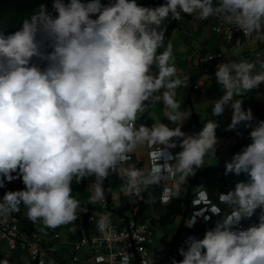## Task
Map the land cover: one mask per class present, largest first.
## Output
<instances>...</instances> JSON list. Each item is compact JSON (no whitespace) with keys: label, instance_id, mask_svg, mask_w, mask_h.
I'll list each match as a JSON object with an SVG mask.
<instances>
[{"label":"clouds","instance_id":"9594fccd","mask_svg":"<svg viewBox=\"0 0 264 264\" xmlns=\"http://www.w3.org/2000/svg\"><path fill=\"white\" fill-rule=\"evenodd\" d=\"M182 15L215 18L264 44V0H165L155 7L137 0H53L52 12L41 4L18 30L7 35L0 30V188L18 178L25 185L5 192L0 215L23 205L31 221L42 222L41 230L71 224L81 207L73 181L95 178L88 199L94 205L104 201V182L116 173L129 194L179 174L166 203L206 156H215L214 119L199 132L182 131L189 116L180 110L176 90L187 87L190 77L178 75L173 44L165 42V22ZM215 78L223 93L211 106L212 117L231 108L229 128L250 129L251 142L225 163L224 174L246 179L220 193L231 214L203 238L188 236L178 249L183 259L172 264H264V120L253 124L251 109L236 98L264 83V63L257 71L250 60L229 58L217 64ZM157 104L176 127L158 119L150 127L137 123ZM145 145L153 149L147 172L128 163L129 154ZM178 146L179 152L160 162L166 150ZM254 215L258 223L239 227ZM195 223L192 218L185 226ZM110 226L108 214L97 221L101 233ZM130 259L124 254L120 264ZM144 264H154L153 258Z\"/></svg>","mask_w":264,"mask_h":264},{"label":"crops","instance_id":"0c3cea01","mask_svg":"<svg viewBox=\"0 0 264 264\" xmlns=\"http://www.w3.org/2000/svg\"><path fill=\"white\" fill-rule=\"evenodd\" d=\"M215 18H209L207 20H199L195 15L187 17L182 15L179 19L178 26L173 30L170 41L173 44V54L175 58V66L178 70V75L182 78L187 75L190 77V82L195 80L202 81L201 88L199 90H193L190 86L179 87L176 90V99L181 104V111L188 113L189 119L185 121L182 131L191 134L196 132L197 123H203L206 119H214L218 124L216 129V136L218 144L216 146L215 156H206L202 165L203 169L214 168V171L206 176H202L199 183L192 187V205L193 199L196 196V192L200 189H205L209 193L210 197L217 202L223 209L222 213L215 216L214 220L207 225L198 226L195 229L194 235L197 238H203L206 230H209L215 226V223L222 217L231 214L232 207L220 200V193L227 192L234 188L237 181L246 179V176H236L234 174L225 175V163L231 161L234 154L240 152L244 146L251 141L248 137L250 131L249 128L238 126L236 129H230L229 125L232 120V109L226 108L225 112L221 116L212 117L211 106L218 99L222 93L223 88L216 82L215 71L216 66L219 63L227 62L231 59H244L250 60L257 65V71L260 70V64L264 63V44H258L251 39H245L241 45H237L233 42L224 40L219 36L212 28ZM163 51V49H161ZM222 53L220 58L208 59L209 54ZM242 101V108L244 110L251 109L254 116L252 121L255 124L257 121L264 120V83L260 84L257 88L242 92L241 96L236 97ZM141 118L138 119V124H145L151 126L154 123L153 119L161 120L165 124H169L164 115V109L162 104H157L153 107H149L141 114ZM206 123V122H205ZM170 127H176V125L169 124ZM201 126L200 130L203 128ZM180 147L165 151V159L168 160V153L179 152ZM151 148L148 146L138 147L134 152L130 153L129 164L135 165L137 168L147 172L151 168ZM16 175V173H13ZM194 177V176H193ZM189 176L182 184H180L179 195L183 196L188 190L190 179ZM179 180V174L175 177V180L162 181L160 184L151 185L139 192V194L150 195L151 204L148 207L145 215L152 218L155 224V242L149 246V254L147 258L151 260L153 258L154 263L165 258L171 243L176 239L185 227V223L188 219V212L184 223L183 229L178 233L179 227L182 221V214H174L166 224L160 222L161 215L168 209V206L161 204V195L164 187L171 186L174 188L175 181ZM95 182L94 177L87 178L83 183L76 184L73 181V196L79 200L82 206L79 211L83 209L90 210L91 213H99L104 208L105 199L102 202H98L94 205L88 203L89 197L93 194V185ZM23 190L25 185L22 183V179H15L11 182L5 180V187L0 188L1 191L8 189ZM109 188L112 193L113 201L118 204L123 195H129V193L123 191V181L118 173L110 175ZM176 196H174L175 198ZM259 209L257 210V214ZM20 220L24 227L34 228L38 234L44 238L45 241L50 240V234L48 229L41 230L43 224L33 222L27 217L26 208L20 206ZM252 223H258L257 215H254L251 219L242 220L239 227L247 228ZM170 224H174L172 230L169 229ZM70 225H74V222L68 225H62L60 228L63 233H68L67 239H62L57 242V258L61 261H68L75 252L74 245L79 239V233L77 231H67ZM177 234V236H176ZM3 247V246H2ZM14 259L22 264H28L26 252L23 250H17L10 254ZM88 257L90 253H86Z\"/></svg>","mask_w":264,"mask_h":264},{"label":"built area","instance_id":"2783aa9c","mask_svg":"<svg viewBox=\"0 0 264 264\" xmlns=\"http://www.w3.org/2000/svg\"><path fill=\"white\" fill-rule=\"evenodd\" d=\"M212 28L226 41L237 44V39H240L241 43L237 45H241L246 39L242 32L231 29L230 26L217 19L212 24ZM221 56L222 53L218 52L209 54L207 58L213 60ZM201 85L202 81L195 80L189 81L188 86L193 90H199ZM152 162L151 157V166ZM160 162H167L164 154ZM167 189H173V187L166 186L162 191L161 204L164 206H169L174 199L172 196L168 202H163V198L169 195ZM7 191L13 190L9 188L6 191H1L0 199ZM193 206L187 221L194 218L196 221L194 226L191 228L185 226L180 235L171 243L165 258L154 264H172L173 259L182 260L183 257L179 255L178 249L183 245L184 240L188 236H195V229L198 226L209 224L215 216L223 211L222 207L210 197L205 189L196 192ZM19 213L20 210L0 215V252L11 256L12 252L21 249L26 252L28 264H41V262L43 264H120L122 256L129 253L131 254L130 264H143L148 257L149 246L155 242L156 228L152 218L148 216L136 217L133 214L129 217L119 216L109 209L106 199L101 212L90 214L88 229L79 232L75 224L68 227L67 231L79 233V239L74 245L75 252L70 260L61 261L57 258V242L67 239L68 233L66 231L63 233L60 227L48 229L50 240L45 241L34 228L24 227L21 224ZM104 214L109 215L111 224L106 234L101 233L97 227V221ZM86 253H90L91 256L88 257Z\"/></svg>","mask_w":264,"mask_h":264},{"label":"trees","instance_id":"16d2710c","mask_svg":"<svg viewBox=\"0 0 264 264\" xmlns=\"http://www.w3.org/2000/svg\"><path fill=\"white\" fill-rule=\"evenodd\" d=\"M110 2L111 0H102L103 4H108ZM137 2L143 6L155 7L163 4L165 0H137ZM52 3L53 0H0V30L4 31L5 35L18 30L22 25V22L26 18L30 17L41 4L47 5L48 10L52 12ZM53 15H55L54 12ZM184 16L192 17L188 15ZM165 24L167 26L165 42L167 43L172 36L173 30L178 26L179 20L166 21ZM50 50L51 49H49V51ZM34 62H36L41 68L44 67V63L42 61L35 60L34 58ZM208 120L210 119H206L203 123L207 122ZM203 123H197L196 132L200 131ZM213 171L214 168L203 169L202 167L201 169L197 170L195 176L189 181L188 190L185 195L176 196L173 199L172 203L168 206V209L161 215L160 222L162 224H166L174 214H182V221L177 233L179 234V232H181L183 229V223L188 212L194 208L192 205V187L199 183V180L202 176H206ZM109 179L110 176L104 182L105 194L109 209L119 216L129 217V215L132 214L136 217L146 216L145 213L151 204L150 195L139 193L123 195L120 202L115 204L109 188ZM90 214V210H87L86 212H80L78 210V218L76 221H74V224L77 226L79 232H82L83 229L89 228ZM4 259H7L9 264H20L14 259V257L7 256L0 252V261Z\"/></svg>","mask_w":264,"mask_h":264},{"label":"rangeland","instance_id":"374dc122","mask_svg":"<svg viewBox=\"0 0 264 264\" xmlns=\"http://www.w3.org/2000/svg\"><path fill=\"white\" fill-rule=\"evenodd\" d=\"M37 223H41V221H37ZM173 226H174V224H170L169 229L172 230ZM147 258H149V257H147ZM147 258L145 259V261H147ZM144 262H143V264H144Z\"/></svg>","mask_w":264,"mask_h":264}]
</instances>
